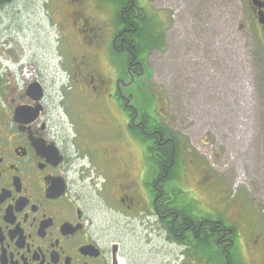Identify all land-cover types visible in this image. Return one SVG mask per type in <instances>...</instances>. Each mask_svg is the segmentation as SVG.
Returning a JSON list of instances; mask_svg holds the SVG:
<instances>
[{
	"label": "flooded vegetation",
	"instance_id": "obj_1",
	"mask_svg": "<svg viewBox=\"0 0 264 264\" xmlns=\"http://www.w3.org/2000/svg\"><path fill=\"white\" fill-rule=\"evenodd\" d=\"M18 1L0 0V264H130L116 231L112 239L98 221L103 209L132 231L139 226L160 263H191L197 244L206 247L216 235L230 264L228 245L239 231L190 215L179 202L180 163L192 158L166 124L159 108L166 100L144 84L133 93L135 80L150 81L153 68L160 69L163 96L171 89L163 72L174 69L171 62L183 70L207 66L211 39L208 51L193 52L209 37L197 10L186 17L190 37L177 31L170 46L176 27L167 11L166 18L156 15L151 5V16L139 0H120L116 21L107 25L86 15L84 0H65L71 22L53 27L46 11L44 39L54 34L57 50H36L22 46L13 22ZM226 3V31L242 42L238 73L227 71L234 92L246 83L247 99L264 107V0Z\"/></svg>",
	"mask_w": 264,
	"mask_h": 264
},
{
	"label": "rangeland",
	"instance_id": "obj_2",
	"mask_svg": "<svg viewBox=\"0 0 264 264\" xmlns=\"http://www.w3.org/2000/svg\"><path fill=\"white\" fill-rule=\"evenodd\" d=\"M119 1L97 0L96 4V0H84L85 13L91 18L99 17L107 25L112 24L117 19ZM177 1L174 4L168 0H139L151 16L155 10L156 15L165 18L166 11L172 14L170 22L173 21L176 28L168 35L170 46H176L177 31L185 39L190 37V32L185 35L184 29L188 27L186 17L193 14L194 9L200 26L209 29V37L195 44L193 52L208 51L207 43L211 39L210 62L205 68L196 65L195 70L184 69L192 73L187 75L182 68H176V62H171L174 69L163 70L171 78V89L168 92L165 87L162 98L166 103H160L159 108L166 114V124L184 138L185 149L192 158L181 161L179 187L175 190L181 198L179 202L186 206V213L218 219L239 231L230 246V256L231 259L234 256L236 264H264V107L256 99H247L243 93L246 83L239 85L237 95L234 92L231 71L234 75L238 73L237 58L241 57L242 42H232L231 34L226 31V0ZM18 4L20 13L13 22L20 27L22 46L41 50L39 48L50 45L52 50H57L54 34L49 42L45 41L44 27H49V14L53 27L60 19L64 24L66 20L71 22L74 15L65 0H19ZM2 23L0 19V32H4ZM228 69L231 71L227 72ZM159 71L153 68L150 81L136 79L133 93L137 94V88L144 84L161 100L157 87ZM94 203L101 205L98 196ZM98 221L112 230V239L116 231V239L130 264H166L160 263L148 250L139 226L132 231L122 217L104 209ZM218 254L210 246L201 247L196 258L184 264H223ZM181 258L175 263L181 262Z\"/></svg>",
	"mask_w": 264,
	"mask_h": 264
},
{
	"label": "trees",
	"instance_id": "obj_3",
	"mask_svg": "<svg viewBox=\"0 0 264 264\" xmlns=\"http://www.w3.org/2000/svg\"><path fill=\"white\" fill-rule=\"evenodd\" d=\"M173 133L176 134V135H179L177 132H173ZM179 136H180V135H179ZM230 248H231V247H230ZM219 253H220V254H218L219 257H221V259L223 260V252L220 251ZM229 261H230V264H236L235 261H234V259H233V258L231 259V256H229ZM223 264H225V263H224V260H223Z\"/></svg>",
	"mask_w": 264,
	"mask_h": 264
},
{
	"label": "bare ground",
	"instance_id": "obj_4",
	"mask_svg": "<svg viewBox=\"0 0 264 264\" xmlns=\"http://www.w3.org/2000/svg\"><path fill=\"white\" fill-rule=\"evenodd\" d=\"M161 46V45H160Z\"/></svg>",
	"mask_w": 264,
	"mask_h": 264
}]
</instances>
